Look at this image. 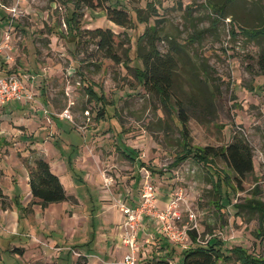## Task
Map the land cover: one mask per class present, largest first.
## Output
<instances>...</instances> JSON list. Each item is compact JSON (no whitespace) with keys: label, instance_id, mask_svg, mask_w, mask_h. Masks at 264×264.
Returning a JSON list of instances; mask_svg holds the SVG:
<instances>
[{"label":"rangeland","instance_id":"obj_1","mask_svg":"<svg viewBox=\"0 0 264 264\" xmlns=\"http://www.w3.org/2000/svg\"><path fill=\"white\" fill-rule=\"evenodd\" d=\"M73 1L0 0L1 71L19 74L36 94L35 107L21 113L27 125L20 121L24 118L6 115V108L16 103L0 105V138H5L0 139V188L7 195L0 196V264L72 261L42 257L43 249L46 257L55 251L44 242L48 236L53 243L50 233L31 238L22 232L26 220L32 218L36 223L42 218L46 227L49 219L45 210L38 214V204L33 213L26 212L33 197L25 163L33 155L44 156L56 174L64 175L68 194L79 192L91 198L98 214L103 211L101 206L107 213L115 209L123 213L121 203L142 206L146 185L151 184L155 194L152 211L173 205L178 213L175 228L188 235L187 246L166 237L167 243L185 250L205 245L211 238L221 239L225 251L243 245L264 256V224L259 213L237 206L256 190L257 198L264 201V72L259 65L264 35L245 30L264 25V0H237L219 19L213 1L111 0L112 6L129 11L135 22L124 27L110 20L104 9L83 7L78 19L82 36L75 31ZM135 8L149 20H140ZM155 23L161 34L160 51L170 53L176 62L170 106H185L193 146H225L236 136L253 146L254 172L242 187L229 188L221 200L216 201L209 172L197 160L190 157L170 166L182 150L181 122L162 95L136 75V68H143L135 52L139 36ZM97 28L119 34L115 45L119 60L99 48L97 39L88 33ZM141 42L145 49L146 41ZM127 48H131L128 56ZM89 87L103 95L106 103L90 97ZM103 106L107 112L100 117ZM56 139L65 152L55 149ZM70 154L82 174L80 183L67 169ZM215 164L235 175L221 158ZM72 194L69 206L78 204ZM17 195L24 205L22 211L12 200ZM154 227L161 232L152 215H144L139 253L140 257L145 249L148 253L140 264H152L151 255L164 241L151 231ZM61 247L80 254L74 245ZM174 263L183 264V258L175 256ZM217 264L224 263L219 260Z\"/></svg>","mask_w":264,"mask_h":264},{"label":"trees","instance_id":"obj_2","mask_svg":"<svg viewBox=\"0 0 264 264\" xmlns=\"http://www.w3.org/2000/svg\"><path fill=\"white\" fill-rule=\"evenodd\" d=\"M111 0H74L75 10L73 12V19L75 21L76 34L82 36L83 30L78 23L79 17L83 14L81 9L83 7L92 9H104L107 11L108 18L115 23L128 27L135 22L134 16L129 11L123 8H117L112 6ZM137 1V0H136ZM139 1V0H138ZM210 1L215 2L214 9L218 18L225 17L226 8L229 4L237 0H224L214 1L207 0V4ZM137 10L136 15L142 21L149 20L148 17L142 16L141 9ZM157 20V19H156ZM247 33H253L254 36L264 35V25L256 29H245ZM253 30V31H252ZM88 33L93 38L97 39L99 48L105 50L113 59L119 60L117 52L115 51V45L117 42L118 33H115L112 29L97 28L91 30ZM161 38V34L158 30L157 23L148 25L142 35L139 36V41L136 45L135 52L137 57L142 59L143 68H136V75L140 78L144 85L151 86L157 90L163 97L166 106H170V100L172 97V86L175 80L174 67L175 58L170 53H162L158 47L157 41ZM146 41V48H143V42ZM119 44V43H118ZM131 48L126 49L127 56L129 55ZM259 65L264 72V52L259 58ZM88 93L90 97L97 98V100H103L106 103V98L103 95H99L92 87H89ZM202 94V92L200 91ZM204 98L205 95L203 94ZM170 111L176 114V117L181 122V146L182 150L176 155V158L170 165L171 167L178 166L188 158H193L199 163L203 164L208 170L213 184V189L216 195V201L221 200L223 195L228 194L232 187H242L244 180L248 175L254 172V149L253 146L244 138L235 137L234 140L225 146H205L194 147L192 144V136L190 134V128L188 125L189 116L186 113L185 106L183 104H176L169 108ZM106 107L103 106L99 110L100 117L105 116ZM1 144V142H0ZM59 150L64 151L61 143L58 139L54 143ZM65 152V151H64ZM63 153V152H62ZM127 157L129 154H126ZM218 158H221L228 168L234 173L231 176L228 172H224L219 169L215 162ZM133 159V158H132ZM26 167L29 172V184L32 193V204H39L42 208H46L51 203L68 201L72 199V196L68 194L63 182L58 174L52 169L50 163L42 155H33L27 158ZM68 164L70 166L73 177L78 180H82L81 172L75 167L72 154L68 155ZM145 165V164H144ZM235 184H232V182ZM227 183L228 187H225ZM253 192L251 198H248L244 203H240L238 207H246L252 211L258 212L261 224H264V201L257 198ZM0 196L6 197L0 188ZM14 200L21 211L24 209V205L20 203L19 196H15ZM2 206L5 204L1 203ZM29 208H26L28 212ZM209 239L205 245H197L186 248L183 252V264H217L219 260H222L224 264H264V256L256 255L250 252L245 246L237 245L231 247L225 251L223 249L224 241L221 239L213 240ZM193 240H197V236L193 234ZM75 264H91L86 255H79ZM152 264H172L167 256H159L154 258Z\"/></svg>","mask_w":264,"mask_h":264},{"label":"crops","instance_id":"obj_3","mask_svg":"<svg viewBox=\"0 0 264 264\" xmlns=\"http://www.w3.org/2000/svg\"><path fill=\"white\" fill-rule=\"evenodd\" d=\"M7 72H12V70L9 69V71ZM34 107L35 106L33 102L25 104L22 103L6 108V110L8 109V111L5 110V112L6 115H9L13 118H24V120L20 121L21 123H23L22 125H27L24 124L26 118L21 113L25 111L28 113L29 111H31L30 108ZM0 139L5 140V138ZM57 148L58 147L55 145V149ZM52 151L53 150H51V153ZM66 165L67 169L73 176V173L71 172L70 166L68 164V159ZM62 176L59 175L61 181L65 186V181ZM75 181H77V183H80V180L78 179H75ZM72 195H75V197L78 199V204H71V206H69V204H67V201H62L51 203L45 209H43L41 205L38 204V206L40 207L38 214H42L45 210L49 217L47 221L48 224L45 227L43 225L42 218L40 219V221L36 220V223L31 218L29 220H26V222L24 223V230H22L23 234L31 238H36L37 236L40 238L41 235L45 237L47 233H50L53 236L52 239H54L55 244H53L54 241H52L53 243H51L48 236L44 239L45 244H47L51 250H55L52 252V256L49 255L48 257H46L45 255H47V250L43 249L45 255H43L42 257H44V259L46 260L47 258H49L50 260L56 262V260L58 259L71 258L72 261L70 264H75L79 255H86L91 264H122L124 255L126 254V248L123 245L121 238L122 222L124 220L123 213L116 209L115 211H113V213H107V210L104 209V206H101L103 211L98 214V209L92 206L93 202L91 198L88 199V196L83 197L79 192H76ZM12 200L14 203H16L14 197L12 198ZM27 205L29 208L28 213H33V206L35 204L31 203V205ZM35 210L36 212L38 211L37 208H35ZM54 212H57V214H55ZM52 216H59V220H56V217L51 219ZM154 225L156 226V224ZM63 230L64 234H60V231ZM151 231L158 234L160 236V239L164 240L162 242H159L160 245L156 248V253H153L151 257L155 258L156 255L162 257L167 256L172 264H175V256L178 255L183 258V248L180 249L178 245L167 243V240L164 239L166 237L160 231H158L156 227L151 228ZM116 240L118 242H116ZM147 240L150 241L151 237ZM65 244L76 246L73 249L77 252H80V254L74 255L70 251H64V249L62 250L63 247L61 246H64ZM36 245L37 244L34 243L33 247ZM56 246L58 247V249L55 248ZM141 253L143 254L141 258L144 259L147 257L148 251L145 249ZM49 259L48 261H50ZM38 261L40 260H36L34 263Z\"/></svg>","mask_w":264,"mask_h":264},{"label":"built area","instance_id":"obj_4","mask_svg":"<svg viewBox=\"0 0 264 264\" xmlns=\"http://www.w3.org/2000/svg\"><path fill=\"white\" fill-rule=\"evenodd\" d=\"M35 100L36 94L28 88L19 74L2 72L0 66V105L25 104ZM154 195L153 185L147 184L143 193L145 202H143L142 206L132 207L121 203V210L124 214L121 238L126 248L122 264L141 263L139 235L144 215L146 214L152 215L153 219L158 222L160 230L165 237L175 243L186 245L184 240L188 238L187 233L175 228V220L178 216L177 211H174L173 205H171L164 210L153 212L151 207L154 204ZM147 206L150 208H146Z\"/></svg>","mask_w":264,"mask_h":264}]
</instances>
